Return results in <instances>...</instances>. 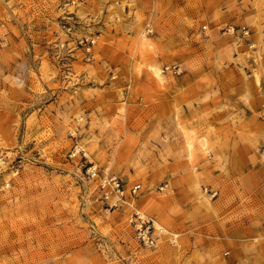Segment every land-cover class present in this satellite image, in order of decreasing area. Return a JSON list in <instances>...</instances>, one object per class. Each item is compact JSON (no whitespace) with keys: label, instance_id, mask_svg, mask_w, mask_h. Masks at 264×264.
<instances>
[{"label":"rangeland","instance_id":"1","mask_svg":"<svg viewBox=\"0 0 264 264\" xmlns=\"http://www.w3.org/2000/svg\"><path fill=\"white\" fill-rule=\"evenodd\" d=\"M0 264H264V0H0Z\"/></svg>","mask_w":264,"mask_h":264},{"label":"built area","instance_id":"2","mask_svg":"<svg viewBox=\"0 0 264 264\" xmlns=\"http://www.w3.org/2000/svg\"><path fill=\"white\" fill-rule=\"evenodd\" d=\"M140 188V185L138 183L133 184L130 188L132 193H136ZM151 229V231H150ZM155 230L153 224H140L138 227L137 232V238L139 241H141L143 244L148 246H154L156 243V236H153V231ZM160 231V230H159Z\"/></svg>","mask_w":264,"mask_h":264},{"label":"bare ground","instance_id":"3","mask_svg":"<svg viewBox=\"0 0 264 264\" xmlns=\"http://www.w3.org/2000/svg\"><path fill=\"white\" fill-rule=\"evenodd\" d=\"M158 230L165 231V230H163V228L160 227V226H158Z\"/></svg>","mask_w":264,"mask_h":264},{"label":"crops","instance_id":"4","mask_svg":"<svg viewBox=\"0 0 264 264\" xmlns=\"http://www.w3.org/2000/svg\"><path fill=\"white\" fill-rule=\"evenodd\" d=\"M257 255V254H256ZM255 261H257L256 259H255Z\"/></svg>","mask_w":264,"mask_h":264}]
</instances>
